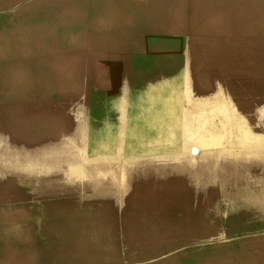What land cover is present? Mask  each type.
I'll list each match as a JSON object with an SVG mask.
<instances>
[{
    "label": "bare ground",
    "instance_id": "bare-ground-1",
    "mask_svg": "<svg viewBox=\"0 0 264 264\" xmlns=\"http://www.w3.org/2000/svg\"><path fill=\"white\" fill-rule=\"evenodd\" d=\"M178 1L189 12L192 0ZM194 1L200 11L202 5ZM92 2L0 0V174L11 183L0 193V264H33L38 247L42 264L52 258L57 264H100L94 255L107 251L110 223L125 220L119 207L132 201L127 191L122 200L117 195L119 158L109 142L121 132V120H161L165 88L184 62L169 38L140 34L127 22L123 28L125 20L114 17L127 11L150 31L155 23L197 30L194 17L185 24L152 20L150 13L162 6L164 15L165 0ZM224 5L195 33L227 34ZM108 6L112 17L106 22L117 26L91 32L89 17H101ZM214 43L215 49L224 44ZM121 113L126 116L118 121ZM80 174L87 178L84 188ZM92 235L100 237L101 246L90 241ZM237 259L238 250L227 245L213 251L209 261L182 264H237Z\"/></svg>",
    "mask_w": 264,
    "mask_h": 264
},
{
    "label": "rangeland",
    "instance_id": "rangeland-1",
    "mask_svg": "<svg viewBox=\"0 0 264 264\" xmlns=\"http://www.w3.org/2000/svg\"><path fill=\"white\" fill-rule=\"evenodd\" d=\"M166 1L164 15L162 6L160 12L150 13L152 20L162 24L165 20L168 25L166 20L175 18L185 24L194 17L197 30L224 5V0H199L202 6L196 11L192 0L191 6L186 5L191 7L189 13L182 10L185 3ZM224 7L229 30L211 36L196 34L191 25L175 31L155 23L154 30H144L145 21L135 23L127 11L123 16L113 15L125 20L123 28L169 38L184 62L165 88L161 120H121L124 113L118 117L121 132L109 142L119 158L117 195L122 200L127 191L132 201L119 207L127 218L110 223L108 249L94 255L100 264L209 261L213 251L227 245L238 250L237 264H258L259 257L264 260V0H226ZM111 9L104 8L99 18L89 17L91 32L117 26L106 22L112 17ZM214 40L223 41V46L215 49ZM220 51H225L223 56ZM80 179L84 188L85 174ZM6 184L11 183L0 174V193ZM11 198L18 196L12 193ZM90 238L101 246L100 237ZM40 254L38 247L33 264L43 263ZM83 264L92 263L85 260Z\"/></svg>",
    "mask_w": 264,
    "mask_h": 264
},
{
    "label": "crops",
    "instance_id": "crops-1",
    "mask_svg": "<svg viewBox=\"0 0 264 264\" xmlns=\"http://www.w3.org/2000/svg\"><path fill=\"white\" fill-rule=\"evenodd\" d=\"M259 238V237H258ZM245 242H248V240H245ZM253 249V248H252ZM70 260H71V258H70Z\"/></svg>",
    "mask_w": 264,
    "mask_h": 264
}]
</instances>
